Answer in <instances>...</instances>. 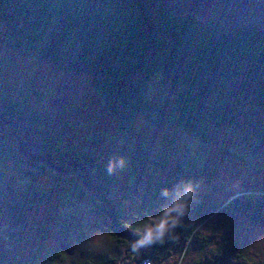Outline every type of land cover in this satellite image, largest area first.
Returning <instances> with one entry per match:
<instances>
[{"label": "trees", "instance_id": "1", "mask_svg": "<svg viewBox=\"0 0 264 264\" xmlns=\"http://www.w3.org/2000/svg\"><path fill=\"white\" fill-rule=\"evenodd\" d=\"M0 22V36L14 49L89 77L100 103L131 141L134 184L128 196L146 218L181 196L198 167L191 155L166 158L145 149L133 124L139 114L207 143L213 141L211 130L231 126L251 132L264 147V120L251 112L264 111V0H0ZM157 74L168 95L153 101L143 91ZM42 123L39 111L0 95V162L11 160L32 176L49 173L73 184L79 197L94 203L102 228L115 241L117 255L77 264H140L145 258L178 264L189 246L203 250L207 262L261 264L227 233L211 228L221 216L264 225V195L235 196L217 206L193 183L175 238L141 248L131 259L125 242L138 237L125 223H130L123 215L126 195L101 162L50 143Z\"/></svg>", "mask_w": 264, "mask_h": 264}, {"label": "rangeland", "instance_id": "2", "mask_svg": "<svg viewBox=\"0 0 264 264\" xmlns=\"http://www.w3.org/2000/svg\"><path fill=\"white\" fill-rule=\"evenodd\" d=\"M0 95L39 111L44 130L52 136L50 143L76 148L101 162L126 195L122 199L124 218L132 224L146 219L128 196L134 184L131 141L100 103L87 75L53 68L35 52H19L0 36ZM143 95L153 101L168 95L160 74L148 81ZM251 112L254 119L264 120L262 109ZM133 124L144 136L145 149L166 158L191 155L196 159L198 169L186 183L195 184L208 202L221 206L235 196L264 195V147L257 145L251 132L246 135L222 126L211 130L213 141L207 143L174 124L158 126L142 114ZM121 158L123 165L109 172V162ZM45 192L49 194L46 199L42 198ZM101 219L94 203L79 197L73 184L49 173L32 176L11 160L0 162V264H77L117 255L115 241L102 228ZM203 221L197 227H203ZM211 229L227 233L264 264V225L221 216ZM203 252L189 246L178 257V264H224L203 260Z\"/></svg>", "mask_w": 264, "mask_h": 264}, {"label": "clouds", "instance_id": "3", "mask_svg": "<svg viewBox=\"0 0 264 264\" xmlns=\"http://www.w3.org/2000/svg\"><path fill=\"white\" fill-rule=\"evenodd\" d=\"M123 163V158L119 161H110L108 165L109 172L113 171L117 165L122 166ZM193 194L194 185L189 182L184 186L181 196H178L170 204H166L158 209V215H149L136 225L125 222L129 228L135 230L138 237L135 241L125 242L131 248V251L128 252L127 255L131 259H134L139 254L141 248L155 243H161L166 237L175 238V229L180 225L182 218L187 214L188 202ZM162 195H168L166 189L162 192ZM215 250L219 252V249ZM146 264H151V262H146Z\"/></svg>", "mask_w": 264, "mask_h": 264}, {"label": "built area", "instance_id": "4", "mask_svg": "<svg viewBox=\"0 0 264 264\" xmlns=\"http://www.w3.org/2000/svg\"><path fill=\"white\" fill-rule=\"evenodd\" d=\"M146 262H150V259L149 258H145L143 259L140 264H146Z\"/></svg>", "mask_w": 264, "mask_h": 264}, {"label": "flooded vegetation", "instance_id": "5", "mask_svg": "<svg viewBox=\"0 0 264 264\" xmlns=\"http://www.w3.org/2000/svg\"><path fill=\"white\" fill-rule=\"evenodd\" d=\"M259 147H261L262 145L261 144H257Z\"/></svg>", "mask_w": 264, "mask_h": 264}, {"label": "water", "instance_id": "6", "mask_svg": "<svg viewBox=\"0 0 264 264\" xmlns=\"http://www.w3.org/2000/svg\"><path fill=\"white\" fill-rule=\"evenodd\" d=\"M255 150H253L252 152H254Z\"/></svg>", "mask_w": 264, "mask_h": 264}]
</instances>
